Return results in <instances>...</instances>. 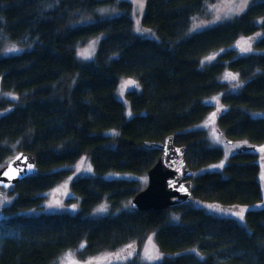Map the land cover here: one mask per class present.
<instances>
[{"label": "trees", "instance_id": "16d2710c", "mask_svg": "<svg viewBox=\"0 0 264 264\" xmlns=\"http://www.w3.org/2000/svg\"><path fill=\"white\" fill-rule=\"evenodd\" d=\"M216 1L144 0L141 25L151 39L134 32L125 1L0 0V47L3 39L31 45L0 58V169L20 151L32 154L38 168L7 190L12 201L1 211L0 264H57L82 244L77 254L86 260L139 248L150 235L163 255L155 264H264V117H255L264 112V0L190 33L193 18ZM115 5L119 17L75 25ZM99 36L93 60H79L76 49ZM252 37V53L231 49ZM226 72L238 77L237 91L223 82ZM124 79L137 84L124 94L131 119L117 97ZM213 97L222 107L215 117L219 136L256 151H236L221 171H204L223 157L196 128L212 112ZM170 136L186 147L192 198L164 211H135L130 201L145 188L141 179ZM82 156L94 175L69 183L78 211L27 214L42 208L44 194L65 182ZM114 173L134 179H105ZM104 203L107 213L93 216ZM206 206L245 209L243 222Z\"/></svg>", "mask_w": 264, "mask_h": 264}, {"label": "rangeland", "instance_id": "374dc122", "mask_svg": "<svg viewBox=\"0 0 264 264\" xmlns=\"http://www.w3.org/2000/svg\"><path fill=\"white\" fill-rule=\"evenodd\" d=\"M120 1V0H118ZM131 4L132 12L131 18L133 21L134 32L145 38H155V36L147 29L142 27L141 25V17L143 13V9L141 10L138 6L137 0H121ZM258 0H248L246 5H243V0H218L212 4L206 5L204 12L202 15L193 18L190 33L200 31L204 28L211 27L213 25L222 23L224 21L233 19L240 13H242L250 4L256 2ZM243 6V10H240ZM144 8V3H143ZM122 11L115 5V6H103L93 10L91 14L82 16L76 23V26L87 25L95 22L96 18L100 19H112L119 17L122 15ZM141 29L140 32H137L136 29ZM102 36L92 38L88 43L82 47H78L76 49L77 58L81 61H92L95 56V51L97 44ZM254 37L247 38V39H239L236 44L231 48L232 50L236 51L237 54L247 55L253 52L252 45L254 42ZM242 41H248V44L243 45V47L250 48L249 51H242L241 43ZM31 49V45L21 46L18 44H14L9 42L6 39H3L1 47H0V58L7 57V56H14L19 55L24 52H27ZM212 59H205V63L212 62L216 59L217 55L210 56ZM226 72L223 76V82L228 83L230 89L232 91H237L240 87L239 79L236 75L232 74L236 77L235 80H231L227 78ZM132 81L133 83L129 84L128 82ZM137 89V84L135 81L131 79H124L121 80L117 90V97L122 100L125 106V116L127 119H131L133 114L130 109V106L126 99L124 98V94L127 91ZM208 105L213 106L212 112L208 114L206 119L196 128L204 130L210 141V145L215 148H220L223 152L222 159L209 167H207L204 171H221V169L227 164L230 156L235 153L241 146L245 144L241 143H233L232 145H228L225 143L224 139L219 136L216 131L215 127V119L210 120V117L213 113H219L222 110L221 105L219 104V98L213 97L207 101ZM264 117L263 113L255 114V117ZM216 117V115H215ZM264 146L261 147L259 151V159L263 162L264 161ZM264 165V164H263ZM71 171V176L63 182L61 185L57 186L56 188L52 189L51 191L44 194V204L39 211L33 210L27 212V214H38V213H68L73 214L78 211V200L75 199L69 190V183L79 177H90L93 176V168L90 163V160L87 156H82L80 160L73 166L68 168ZM90 169V170H89ZM264 172V171H263ZM105 179H125L130 180L134 179L133 176L121 173H114L108 174L105 176ZM261 183L264 189V178L263 173L261 174ZM141 182L143 185L146 186L147 178H142ZM12 199L8 196L7 190L0 189V219L2 218V209L7 207L11 203ZM196 205L199 206L198 203ZM103 210L101 211V209ZM205 210L213 214L215 216L221 217H229L237 219L240 222H243L239 216L234 215L233 213L238 212L240 209L238 208H222L219 206H206ZM245 210V209H244ZM107 213V204L104 203L98 208H96L92 215L93 216H100L105 215ZM85 247V244H82L78 249L70 250L63 254L61 258L58 260L57 264H124L128 261L136 259L142 263L146 264H155L161 261L163 255L160 254L153 243V237L150 235L141 247L136 248L135 246H131L125 248L123 250L114 252V253H103L98 256H95L90 259L81 260L78 257V252ZM146 253H150L153 256L159 257L158 259H146Z\"/></svg>", "mask_w": 264, "mask_h": 264}, {"label": "water", "instance_id": "95a60500", "mask_svg": "<svg viewBox=\"0 0 264 264\" xmlns=\"http://www.w3.org/2000/svg\"><path fill=\"white\" fill-rule=\"evenodd\" d=\"M225 143L233 144L231 141H225ZM185 151L186 147L174 145L173 137L170 136L166 139L156 163L147 172L145 188L130 201L132 209L145 213L159 212L175 205L190 202L193 172L186 165ZM255 151V146L245 144L237 150V153L244 154ZM12 169L17 170L16 174H13ZM37 173L35 157L28 152L20 151L0 169V189L9 190L25 178ZM9 176L12 178L9 179Z\"/></svg>", "mask_w": 264, "mask_h": 264}, {"label": "snow or ice", "instance_id": "6c2138e0", "mask_svg": "<svg viewBox=\"0 0 264 264\" xmlns=\"http://www.w3.org/2000/svg\"><path fill=\"white\" fill-rule=\"evenodd\" d=\"M137 2H138V6H139V8L142 10V9H143V3H144V0H137ZM247 2H248V0H243V5H246ZM240 10H243V6L241 7ZM136 31H137V32H140L141 29L137 28ZM246 44H248V41H242V43H241L242 51H249V50H250V48L243 47V45H246ZM208 59H212V57H208ZM227 78H228V79H231V80H235V79H236V77L233 76L232 74H227ZM128 83L131 84V83H133V82H132V81H129ZM215 115H216V113H213L212 116L210 117V120H213V121H214V119H215ZM262 150H264V149H262ZM18 159H19V158H18ZM29 167H30V166H29ZM89 170H90V169H89ZM11 171L13 172V174H16V171H17V170L12 169ZM5 175H8V173H5ZM11 178H12V177L9 176V179H11ZM182 190H183V189H182ZM102 210H103V208L101 209V211H102ZM244 211H245L244 209H240L238 212H235V213H233V214H234V215H237V216H239L241 219H243ZM129 247H131V246H129ZM145 258H146V259H158L159 257H157V256H153V255H151L150 253H146Z\"/></svg>", "mask_w": 264, "mask_h": 264}]
</instances>
